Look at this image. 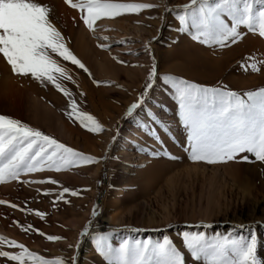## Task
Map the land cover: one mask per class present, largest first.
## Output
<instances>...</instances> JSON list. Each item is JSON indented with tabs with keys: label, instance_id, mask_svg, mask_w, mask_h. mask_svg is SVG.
Segmentation results:
<instances>
[{
	"label": "rangeland",
	"instance_id": "rangeland-1",
	"mask_svg": "<svg viewBox=\"0 0 264 264\" xmlns=\"http://www.w3.org/2000/svg\"><path fill=\"white\" fill-rule=\"evenodd\" d=\"M38 2L50 7V19L67 47L89 70L85 72L54 56L72 77L71 81L60 82L103 130L91 132L70 118L69 97L52 84L39 82L37 96L33 97L28 76L14 74L0 54V115L20 120L95 158L88 163L78 161L67 170L21 174L18 180L0 183V201L5 202L0 203V221L7 222L0 236L22 243L46 259L62 258L65 264H108L97 248L101 235L114 248L125 240L158 242L167 236L184 253L185 264H203L183 247L184 233H200L209 240L217 236L248 238L254 234L257 256L264 260V162L252 154H247L248 161H191L177 92L164 80L170 76L240 93L258 90L264 87V64H258V72L245 71L242 64L253 62L246 60L248 57L264 61V37L242 27L243 37L235 44L220 47L200 43L190 32L180 30L177 18L190 0H113L157 7L101 19L96 22L95 32L87 28L79 10L66 0ZM131 26H140L142 32L135 33ZM101 44L108 47L101 48ZM153 65L157 74L152 88L146 90ZM157 90L163 92L160 101ZM142 94L144 103L129 116L128 109ZM174 119H178L176 132L171 128ZM191 165L224 166L230 176L236 172L239 175L238 181L224 183V206L209 220L200 212L201 203L206 201L205 177L190 174ZM123 175H127L129 183H122ZM49 179L58 183H30ZM65 187L77 195L64 193L60 199ZM121 190L118 207L114 200ZM13 204L18 207H11ZM37 211L44 215H37ZM106 211L122 219L114 226H106ZM95 223H99L100 230L91 232ZM48 236L62 239L50 241ZM0 251L19 254L22 250L0 241ZM0 264L19 262L0 257ZM24 264L36 262L25 258Z\"/></svg>",
	"mask_w": 264,
	"mask_h": 264
},
{
	"label": "snow or ice",
	"instance_id": "snow-or-ice-1",
	"mask_svg": "<svg viewBox=\"0 0 264 264\" xmlns=\"http://www.w3.org/2000/svg\"><path fill=\"white\" fill-rule=\"evenodd\" d=\"M66 3L79 10L83 23L93 32L96 22L101 19L157 7L150 3L113 0H66ZM50 12V7L38 0H0V54L14 74L30 75L41 83L52 84L68 96L70 118L91 132L102 131L99 121L82 111L73 94L60 82L61 79L71 81L72 77L54 56L70 61L85 72L89 70L67 47L62 33L50 19ZM177 18L181 31L190 32L194 40L209 46L227 47L237 43L243 37L242 27L264 37V0H190ZM246 60L253 62L242 64L245 71L258 72V64H264L254 57ZM156 74L153 65L146 90L152 88ZM164 80L176 89L181 121L188 131L191 161L208 164L227 163L238 158L248 161L247 154H252L256 160L264 162V87L240 93L223 87H204L170 76H165ZM143 103L144 94L131 105L128 115L131 116ZM94 159L20 120L0 115V183L18 180L21 174L67 170L78 161L88 163ZM46 182L58 183L54 179L30 183ZM69 192L77 195L65 187L60 199ZM11 207L18 206L13 204ZM36 214L44 215L38 211ZM47 239L56 241L62 237L48 236ZM0 241L22 250L19 254L0 251V257L19 264H24L25 258L36 264H65L62 258L46 259L15 240L0 236ZM183 247L194 260L203 261V264H264L257 256L254 234L248 238L217 236L209 240L200 233H184ZM97 248L108 264H185L184 253L167 236L158 242L125 240L114 248L107 243V237L101 235L97 238Z\"/></svg>",
	"mask_w": 264,
	"mask_h": 264
},
{
	"label": "bare ground",
	"instance_id": "bare-ground-1",
	"mask_svg": "<svg viewBox=\"0 0 264 264\" xmlns=\"http://www.w3.org/2000/svg\"><path fill=\"white\" fill-rule=\"evenodd\" d=\"M131 29L135 32V33H141L142 32V28L140 26H131ZM101 64V70L105 71V67H102L103 64ZM28 81H29V87L32 90V96L34 97L33 94H36L37 96V92H38V83L40 81L33 79L30 75L28 76ZM28 87V89H29ZM26 88V87H25ZM29 92V91H27ZM163 92H161L160 90L156 91V98L158 99V101L163 99ZM30 94V92H29ZM30 97V95H29ZM31 97V98H33ZM37 101V99H35ZM40 102V101H39ZM42 104V102H41ZM153 108H157L155 105H152ZM44 107V106H43ZM33 108V107H32ZM35 108V107H34ZM33 108V109H34ZM158 109V108H157ZM39 111V110H38ZM170 117V116H169ZM175 117V116H174ZM172 118V117H170ZM168 118V119H170ZM177 118V117H176ZM173 120V118L171 119V121ZM178 119H174V123L171 125L172 127V131L176 132L177 131V124H178ZM127 133V132H126ZM178 133V132H177ZM128 134V133H127ZM180 135V134H179ZM129 136V135H128ZM138 139V138H136ZM135 139V140H136ZM139 140V139H138ZM126 144L131 145V143L127 142ZM127 147V145H125ZM124 152L127 153L126 149H123ZM143 159V158H142ZM125 168H127V166H124ZM189 172L190 174L195 172V174H200L201 176L205 177V185L206 186L204 188V195L206 198L205 204L204 202L201 203V209L200 212L202 214V216H204L206 219H211L213 216H215L217 214V212H220L219 210L222 209L223 202H222V197L224 195V190H222L224 183L228 180H232V181H238L239 179V175L238 173H232L233 175L230 176L229 172L227 171L226 167L224 166H213V167H207V166H203V165H191L189 166ZM230 169V168H229ZM126 170V169H125ZM231 170V169H230ZM124 171V170H123ZM234 171V170H233ZM125 172V171H124ZM110 173V172H109ZM107 172V175L109 174ZM97 174V173H95ZM109 177V176H108ZM107 177V179H108ZM123 181L122 183H127L129 180V178L127 177V175H123ZM127 179V180H125ZM122 180V179H121ZM110 181V180H109ZM129 183V182H128ZM178 183V182H177ZM227 183V182H226ZM124 184V185H125ZM227 186V185H226ZM189 188V187H187ZM170 191V190H169ZM203 193V192H202ZM122 194L123 191L121 190V192L119 193V195L116 196L114 203L116 206H120V203L122 202ZM174 194V192H173ZM203 196V195H202ZM203 199V198H202ZM117 207V209H118ZM116 209V210H117ZM108 210V209H107ZM119 210V209H118ZM165 210V209H164ZM108 211L105 212L104 214V221L103 223H105L106 226H110L113 225L116 222H120V219H122L120 217L119 214H111V213H107ZM170 212V211H168ZM155 214V213H154ZM169 214V213H168ZM123 216V215H122ZM7 222H5V220H1L0 221V230H4V228L6 227ZM99 223H95L92 225V227H90V231L93 232L96 229H99L97 227ZM104 225V224H103ZM114 226V225H113ZM106 227H104L105 229ZM100 230V229H99ZM108 230V229H107ZM91 237V236H90ZM88 235V238H90ZM88 244L91 243V240L89 239Z\"/></svg>",
	"mask_w": 264,
	"mask_h": 264
},
{
	"label": "built area",
	"instance_id": "built-area-1",
	"mask_svg": "<svg viewBox=\"0 0 264 264\" xmlns=\"http://www.w3.org/2000/svg\"><path fill=\"white\" fill-rule=\"evenodd\" d=\"M105 179V178H104Z\"/></svg>",
	"mask_w": 264,
	"mask_h": 264
}]
</instances>
